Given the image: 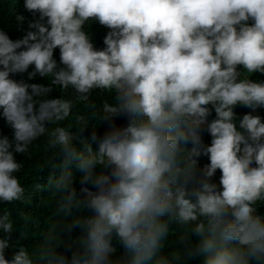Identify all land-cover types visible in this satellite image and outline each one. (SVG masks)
<instances>
[{
	"label": "clouds",
	"instance_id": "1",
	"mask_svg": "<svg viewBox=\"0 0 264 264\" xmlns=\"http://www.w3.org/2000/svg\"><path fill=\"white\" fill-rule=\"evenodd\" d=\"M23 2L39 19L15 41L0 31V115L13 129V139L0 136V202L25 199L14 152L46 137L62 161L47 183L43 242L6 259L0 238V264H264V121L237 122L233 111L264 107V82L249 79L264 73V0ZM92 20L110 29L99 48ZM30 66L29 78L51 77L48 86L10 78ZM57 86L76 99L45 98ZM77 105L91 113L73 117L72 131L61 122ZM96 121L108 130L78 147L77 133ZM217 169L219 185L209 182ZM13 227L0 211V233Z\"/></svg>",
	"mask_w": 264,
	"mask_h": 264
},
{
	"label": "trees",
	"instance_id": "2",
	"mask_svg": "<svg viewBox=\"0 0 264 264\" xmlns=\"http://www.w3.org/2000/svg\"><path fill=\"white\" fill-rule=\"evenodd\" d=\"M17 17H23V20H18ZM39 19L38 13H30L24 8L23 0H0V31H4L10 39L13 41L21 39L28 30L29 22H33ZM247 23L251 24L249 20ZM87 31L90 33V39L93 46L97 48L105 45L104 37L107 35L108 29L106 26L101 25L98 21L92 20L91 23L86 25ZM99 50V49H97ZM54 59L57 61L58 67L63 65L60 63L59 48L54 50ZM34 66H30L27 72L10 74V78L17 81H23L28 84H40L48 86L51 81V77H42L36 74L34 77L29 78L28 72L33 71ZM249 79L256 82H264V73H253ZM95 93H98L94 95ZM90 95H94L95 100L101 97V90H92ZM77 94L71 89L64 90L61 87H55L45 98H63L71 99L74 101ZM89 106L77 105L72 109V115L66 120L61 122L64 127H72V131H76L74 127V120L78 114L86 113V116H90ZM233 111L235 113L234 119L238 122L243 118L245 114L252 113L253 115H259L264 121V107H258L253 110L243 105L237 104L234 106ZM215 118L214 109L208 117L211 121ZM98 121L89 124L88 127L77 133L78 139L76 144L80 145L81 136H86L87 140L91 143L89 137L95 132L97 136H102L105 131L108 130L109 124L106 122V128L104 129V122L100 124ZM113 123L118 127L127 125L126 115H119L113 118ZM48 127H54L55 125L48 124ZM78 127V126H77ZM8 136L11 140L13 139V129L6 122L4 117L0 115V136ZM202 141L205 146L211 144L212 137L204 130L201 133ZM82 136V137H83ZM97 145L92 143V148L95 150ZM20 169L14 173L17 178H20L22 185L25 187V199L13 200L11 202H0V211H6L9 214V218L13 221V230L10 233H0V238L7 240L8 247L5 250V258L11 259L20 248L28 250L35 249L44 239V227L46 226L48 217L50 215V205L52 203V195L47 189V183L51 177L60 175V169L53 167V165L59 164L62 161V156L56 155V150L48 149L46 147V137H41L34 142V145L28 151L23 153H13ZM209 163L207 155H201L198 159V168L203 169L205 165ZM81 173L72 166V179L74 187L79 191L81 185L79 181ZM221 172L217 169L215 175L209 179V182H216L219 185V178ZM37 185H40L37 188ZM261 214H264V206L257 209ZM30 216L33 218L32 221L25 223L24 217ZM79 234V229L74 228L71 236L75 237ZM67 235V234H65ZM58 251L63 252L64 248L61 247ZM70 255V253H67ZM190 264H200L199 258H194L190 261Z\"/></svg>",
	"mask_w": 264,
	"mask_h": 264
}]
</instances>
